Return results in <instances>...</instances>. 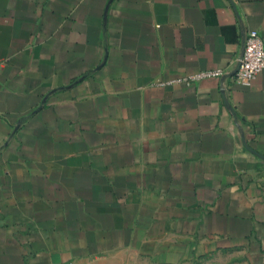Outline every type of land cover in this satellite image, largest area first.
I'll list each match as a JSON object with an SVG mask.
<instances>
[{"label": "crops", "instance_id": "obj_1", "mask_svg": "<svg viewBox=\"0 0 264 264\" xmlns=\"http://www.w3.org/2000/svg\"><path fill=\"white\" fill-rule=\"evenodd\" d=\"M251 31L264 0H0V264H264Z\"/></svg>", "mask_w": 264, "mask_h": 264}, {"label": "built area", "instance_id": "obj_2", "mask_svg": "<svg viewBox=\"0 0 264 264\" xmlns=\"http://www.w3.org/2000/svg\"><path fill=\"white\" fill-rule=\"evenodd\" d=\"M262 71H264V46L258 33L251 31L246 33L243 38L242 54L238 60V68L232 78L235 83L249 87ZM222 75L223 72L219 70L200 72L189 76L185 81L193 82Z\"/></svg>", "mask_w": 264, "mask_h": 264}, {"label": "water", "instance_id": "obj_3", "mask_svg": "<svg viewBox=\"0 0 264 264\" xmlns=\"http://www.w3.org/2000/svg\"><path fill=\"white\" fill-rule=\"evenodd\" d=\"M238 67V66H237Z\"/></svg>", "mask_w": 264, "mask_h": 264}]
</instances>
